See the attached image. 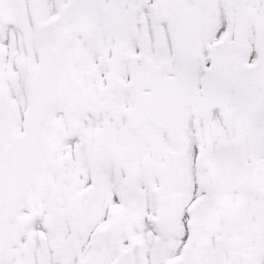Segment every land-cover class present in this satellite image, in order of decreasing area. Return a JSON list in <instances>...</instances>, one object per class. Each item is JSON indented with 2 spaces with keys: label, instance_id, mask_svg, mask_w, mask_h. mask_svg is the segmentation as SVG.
Masks as SVG:
<instances>
[{
  "label": "snow or ice",
  "instance_id": "1",
  "mask_svg": "<svg viewBox=\"0 0 264 264\" xmlns=\"http://www.w3.org/2000/svg\"><path fill=\"white\" fill-rule=\"evenodd\" d=\"M0 264H264V0H0Z\"/></svg>",
  "mask_w": 264,
  "mask_h": 264
}]
</instances>
